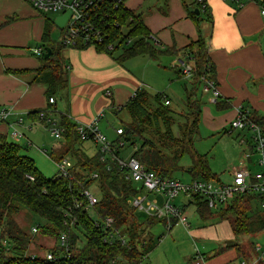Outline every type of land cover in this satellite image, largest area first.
I'll return each instance as SVG.
<instances>
[{
  "label": "trees",
  "instance_id": "16d2710c",
  "mask_svg": "<svg viewBox=\"0 0 264 264\" xmlns=\"http://www.w3.org/2000/svg\"><path fill=\"white\" fill-rule=\"evenodd\" d=\"M197 9L199 14L191 11L195 21L201 20L202 15L211 19L206 2H198ZM115 16L116 23L107 28L109 38L106 43L114 42L116 50L105 49L106 43H103L95 47L98 52L109 53L119 63L133 56L150 55L156 58L158 54L168 53L182 55L185 59L194 58L196 64L191 76L193 89L187 97V121L181 127L182 135L175 133V110L171 104H164L163 95L166 93L158 92L151 96L145 88H139L126 104L116 111L119 114L123 109H127L131 115L130 121L122 126L125 145L133 147L134 156L158 174L175 177L178 171L184 170L191 173L193 179H197L199 175L203 176L202 179H215V175L210 173L206 155L200 154L194 144L200 136L201 113V102L194 99V93L199 91L202 75L212 80L215 77V68L208 57L204 39L200 35L196 41L183 49L171 47L158 50L156 40L145 24L142 13L122 4L116 10ZM112 19L113 17H110L111 22ZM53 27H56L54 20L45 18L40 46L43 50L40 56L41 66L32 71L17 70L13 73H33L30 82L47 85L48 100L54 97L56 103L58 97L61 100L65 98L69 86V63L62 55V50L68 46L64 45L61 39L57 42L51 39ZM129 41L131 43H128ZM86 47L89 46L79 45L75 48ZM46 49L51 50L48 58L43 57ZM152 98L155 104L151 103ZM41 111H34L31 115H35L37 120L48 127L46 118L41 119L39 116ZM44 111L47 118L58 113L64 129L62 140L51 150V158L58 163L67 157L73 165L69 167L70 175L67 177L57 175L59 172L53 177H47L36 166L33 158L24 152L25 148L0 133V264H111L113 260L120 262L121 258L141 264L162 237L161 235L156 241L153 227L158 223L165 225V220L140 214L128 204L127 200L140 191L137 185L128 183L125 171H119L115 163L109 162L112 167L107 168V162L101 160L98 145L92 140H81L76 124L67 113L55 114L56 110L50 109ZM251 119L264 130V113L253 114ZM138 140H141L139 144ZM84 142L94 144L91 145L94 155H89L87 149L81 147ZM111 142L116 146L117 140ZM116 153L120 154L121 150L116 148ZM185 156L190 158L192 166L181 165ZM92 173H97L98 177L89 178ZM83 189H91L98 195L99 201L94 206V215L101 218L113 217L116 227L130 238L126 246L106 243L103 230L94 225L92 213L84 208L74 210L75 199ZM263 199L264 196L253 193L236 195L229 208H221V211L215 213L199 196L195 197L194 203L201 220H226L230 223L233 233L239 236L241 233L254 234L264 229V208L261 206ZM253 202L257 203V207L253 208ZM21 208H26L45 220L46 223L40 227L41 233L56 240L65 228V211L72 208L77 215L80 232L87 238V243L65 260L32 258L28 252L34 235L22 230L15 220V215ZM176 223L177 220L173 219V224ZM79 239V235L73 233L71 243L76 246ZM4 241L11 244L9 249L3 245ZM225 248H236L239 256L249 259L238 242L227 244L222 249ZM48 250L57 251L54 247Z\"/></svg>",
  "mask_w": 264,
  "mask_h": 264
},
{
  "label": "crops",
  "instance_id": "0c3cea01",
  "mask_svg": "<svg viewBox=\"0 0 264 264\" xmlns=\"http://www.w3.org/2000/svg\"><path fill=\"white\" fill-rule=\"evenodd\" d=\"M128 1V8L144 16L145 24L155 42L163 43L156 37L157 32H152V29H159L154 23L161 20H165L171 27L169 43L166 44L168 48L183 49L196 41L200 35L204 39L208 57L215 68L214 81L220 95L215 98L212 91L202 92V84L199 87L202 92L199 94L198 91V99L201 102L200 134L202 130L213 133L232 132L234 129H231L230 122L243 110L248 111L250 117L264 113V21L261 16L264 0L248 1L241 7L229 0H206L211 19L202 15L201 20L197 21L191 16V11L195 12L197 9V0H182V4L180 0H156L150 7L151 16L141 10L146 0H131L135 5L129 4ZM159 16L166 18L160 19ZM44 27L45 17L25 1L14 0L13 3L0 0V109L12 107L7 121L0 123V133L6 135L10 141L20 144L28 154L34 145L31 138L35 132L34 128L39 125L47 128L31 113L50 109L56 110L55 114L67 113L76 127L90 123L100 115L98 124L102 132L110 140H118L120 137L116 129L122 126H107L102 123V118L108 112L118 115L116 111L142 87V81L124 65L118 64L111 55L98 52L93 46L83 49L66 47L62 50V55L69 63V86L65 98L61 100L58 97L56 103L50 105L46 94L47 85L31 83V72L13 73L17 70L32 71L41 66L42 54L35 53L34 49L41 48ZM181 59L184 57L177 55L176 72L180 74ZM188 78L192 81L191 77ZM191 87L185 86L186 98ZM166 95L173 105L171 96L167 93ZM12 124H15L22 134L18 140L11 136ZM240 131V144H250L247 151L252 153V133L247 129ZM91 145L94 144L84 142L81 147L87 149L89 155H94V151L89 153L88 148H91ZM43 150L47 152L46 148ZM120 154L125 155L123 151ZM252 155L253 153L251 160H248V166L252 172H256L258 164L257 161L252 162ZM191 205L197 212V206L193 202L186 207ZM219 211L221 209L217 210ZM204 221L206 220L197 221L195 225L198 223V227L195 230L192 223L188 228L177 222L170 233L176 228L177 236H184V231H187L192 239H197L196 234L199 235L208 228L201 224ZM193 245L194 248L198 247L196 241ZM222 248L223 245L214 252H203L209 257L207 264H225L226 260L222 254L229 250H232L234 257L238 255L234 248ZM249 261L251 264L262 263L257 260L256 252L254 261Z\"/></svg>",
  "mask_w": 264,
  "mask_h": 264
},
{
  "label": "built area",
  "instance_id": "2783aa9c",
  "mask_svg": "<svg viewBox=\"0 0 264 264\" xmlns=\"http://www.w3.org/2000/svg\"><path fill=\"white\" fill-rule=\"evenodd\" d=\"M31 5L38 13L45 14L50 12L58 13L61 16L69 11L68 18L62 27L56 26L64 31L61 37V41L68 47L81 46H93L107 42L109 33L107 28L116 23V10L122 5L126 4L128 0H23ZM235 3L238 7L243 6L248 1L258 0H229ZM197 2L205 3L206 0H197ZM261 16L264 21V7L261 8ZM110 17L113 22H111ZM118 25V23H117ZM107 50L115 48V43H106L104 46ZM35 53L42 54L41 48L34 49ZM194 58L181 59L179 66L182 73L191 77L195 70ZM201 84L203 85L202 92L212 91L214 97L217 98L220 95V91L216 86L214 80L202 75ZM163 101L165 105L171 104V100L163 95ZM49 103H55L54 97L49 99ZM12 113V107H3L0 109V123L7 121L9 115ZM41 119L47 120L48 127L52 136L56 139H61L63 135V127L60 121L54 117H46V112L42 110L39 112ZM101 116L99 115L95 120L85 125L77 127L78 134L81 140H92L97 144L101 153V160L107 162V168L112 167L113 162L118 166V170L125 171V179L132 185H137L139 192L136 195L131 196L127 202L136 209L140 214L145 216L154 217L157 219L165 220V228L167 232H171L174 224L173 219H176L178 223H181L185 227L190 228L191 223L189 221V215L187 210L179 205L173 203V200L180 195L184 197L182 204L184 206L194 203L196 196H199L202 200L206 201V204L210 209L219 210L229 206L232 199L236 195H246L253 193L254 195L264 196V130L251 119L248 111H240L238 116L230 122L231 129L244 130L247 129L252 133L253 146L252 152H256L258 155L257 164L260 168L257 172H252L248 166V160H250L251 152H246L239 163L232 168V182H215L213 180H206L202 178L192 179L189 182H183L176 177H167L158 174L154 170L150 169L133 154L123 156L116 153V148L124 151L125 141L122 137L124 133L123 128L116 129L119 139L116 146H114L111 140L102 132L98 122ZM21 123V121H18ZM12 131L11 136L18 140L22 134L17 129L15 124L10 125ZM73 165L70 158L65 157L62 161L57 163L59 176L67 177L70 175L69 167ZM87 173V172H86ZM98 177L97 173L89 174V178ZM32 178V177H31ZM99 201L97 194L91 189H83L80 191L79 196L75 199L74 210L81 208L86 209L92 213L94 225L96 228H100L104 232V241L110 245L120 244L126 246L130 240L126 233H122V230L116 227V221L111 216L101 218L94 215L93 209L96 203ZM262 208H264V199L261 202ZM1 210V207H0ZM65 228L60 232L59 237L53 246L57 251L46 250L42 253L37 249L28 252L32 258H44L48 261H58L70 258L74 253H77L79 249H82L87 243V238L80 232V225L78 223L77 215L72 208L65 211ZM38 226L32 228L33 234L38 232ZM78 234L80 239L77 245L71 243L72 234ZM84 244H81V241ZM162 237L160 238V241ZM3 245L9 249L10 243L4 241ZM254 250L257 254V260L262 261L264 264V256L260 255V252L264 254V248L262 244L255 243ZM137 264L135 262H129L126 258L119 260H113L111 264ZM193 264H207V258L198 247L195 248V254L192 257ZM241 264H251L249 260L243 259Z\"/></svg>",
  "mask_w": 264,
  "mask_h": 264
},
{
  "label": "rangeland",
  "instance_id": "374dc122",
  "mask_svg": "<svg viewBox=\"0 0 264 264\" xmlns=\"http://www.w3.org/2000/svg\"><path fill=\"white\" fill-rule=\"evenodd\" d=\"M5 1H12L14 3V0ZM155 1L156 0H146L143 7L141 8V10H143L147 16L152 15L150 7L152 6L151 4ZM128 2L131 5H135L134 3H131V0H129ZM180 3L182 4V0H180ZM42 16L54 20L58 16V13L50 12L42 14ZM159 18L165 19L166 17L159 16ZM154 24L159 29H152V32H157L156 37H159L163 42L162 44L156 42V48L158 50L168 48L166 44L169 43L170 39V25L166 24L165 20L156 21ZM63 34V30L59 29L57 26L53 27L51 39L56 42L60 41ZM153 34L155 35V33ZM128 43H131V41H129ZM114 50H116V46L110 51ZM118 54L119 53H117V55ZM176 61L177 56L175 54L164 53L158 54L156 58L150 55H138L133 56L121 63H119L118 61L116 62L120 65H124L125 68H127L129 71L136 74V76H138L142 81L141 88H145L151 96H154L158 92H165L169 96H171L174 102L173 105L171 104V106L175 110L174 130L176 134L182 135L181 127L187 121L188 110L186 103L187 98L185 97V86H192L191 88L193 89V84L187 76L182 73L180 74V72H176ZM201 93V88H199V94ZM194 95V99L199 98L198 91H196ZM151 103L155 104V100L153 98L151 99ZM52 116L56 120H60L58 113L56 114V116ZM130 119L131 115L129 111L127 109H123V111L119 112L118 115H115L112 112L106 113V115L102 118V123L110 127L114 126L116 128L117 126H123L124 123H128ZM34 129L35 132L33 134V137H31L34 141V145L29 149L30 151H28V154L33 158L36 166L47 177H53L58 173V168L56 162L50 156L51 150L56 145H58L62 139L54 138L48 127L44 128L43 126L39 125ZM240 133L241 131L238 129H234L230 133H213L207 130H202L200 136L195 140V148L200 154L206 155L210 173L215 175L213 177H216L215 179L211 178V180H217L218 178L219 181L224 183L232 182L233 178L230 173L232 167L239 163L243 153L248 152L247 149L250 147V144H240ZM140 142L141 140H138V144ZM44 148L47 149V152L43 150ZM133 150V147H127V145H125L123 151L125 153L124 156L127 157L128 154H131L133 152ZM92 152L93 148H90L89 153ZM252 153V162H256L259 154H257L256 152ZM181 165L183 167L192 166V162L188 156H185L183 161L181 162ZM259 170L260 168L257 165L255 171L257 172ZM199 176L200 177L198 178H203L202 175ZM175 177L182 180L183 182H189L193 179V175L184 170L178 171ZM184 200L186 199H184V197L180 195L173 200V203L179 205L182 208L184 207L188 211L190 216L189 221L191 220L190 223L193 224L195 230L198 227V223L196 225L195 223L201 218L192 205L190 207H186L184 206V204H182ZM252 206L253 208L257 207V203L253 202ZM212 211L214 213L217 212V210L215 209H213ZM15 220L22 230L28 232L29 235H34V241L29 249V252L30 250L33 251L37 249L44 253L48 248H51L55 245L57 241L55 238L44 236L40 231V227L44 225L46 221L40 219L32 212H29L26 208H21L19 213L15 215ZM201 224L208 226V228H206L203 233L200 232L199 235L196 234L198 238H200V240L198 238V240L192 239L189 236L188 232L184 230V236L182 234L177 236L176 228L171 234L170 232H167L165 226L162 223L156 224L153 227L152 232L154 233L156 241L161 235L162 240L160 242L158 240V245L149 253L148 257H146L141 262V264H192V257L195 254V248L193 245L194 241H196L198 249L202 253L205 251L214 252L215 249L222 245L223 247H226L227 244L238 242L239 246L243 250H245L244 252L249 258L248 260L251 259L252 261H254L255 243L262 244L264 248V229L254 234L241 233L239 236H236L232 231L230 223L221 221L218 218L206 220L204 222H201ZM35 226H38L39 230L37 233L33 234L32 228ZM81 244H84L83 240L81 241ZM233 250L237 251L236 248H234ZM231 251L232 250H229L222 254L226 260L225 264H241L243 257L239 255L234 257ZM260 255L264 256L262 252H260ZM253 264L263 263L253 262Z\"/></svg>",
  "mask_w": 264,
  "mask_h": 264
},
{
  "label": "water",
  "instance_id": "95a60500",
  "mask_svg": "<svg viewBox=\"0 0 264 264\" xmlns=\"http://www.w3.org/2000/svg\"><path fill=\"white\" fill-rule=\"evenodd\" d=\"M195 12H196V14H199L198 9H195ZM68 15H69V11L66 12L65 14L61 15V16H57V17L54 19V23H55L57 26L62 27V26L65 24V22H66V20H67V18H68ZM50 54H51V50L46 49L45 54L43 55V57H44V58H48V57L50 56ZM189 170L191 171L192 168H190Z\"/></svg>",
  "mask_w": 264,
  "mask_h": 264
}]
</instances>
